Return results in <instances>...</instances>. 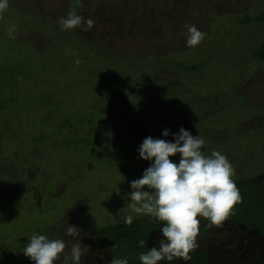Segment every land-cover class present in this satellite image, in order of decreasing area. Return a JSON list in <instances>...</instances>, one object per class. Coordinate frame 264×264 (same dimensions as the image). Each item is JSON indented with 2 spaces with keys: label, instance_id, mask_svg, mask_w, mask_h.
<instances>
[{
  "label": "rangeland",
  "instance_id": "1",
  "mask_svg": "<svg viewBox=\"0 0 264 264\" xmlns=\"http://www.w3.org/2000/svg\"><path fill=\"white\" fill-rule=\"evenodd\" d=\"M70 12L81 25L61 30ZM263 14L264 0H8L0 12V264H33L23 249L34 234L64 240L55 264H72L77 242L79 264L112 260L92 234L148 216L127 197L129 181L150 166L137 152L146 137L171 141L183 127L204 139L203 154L226 156L237 188L263 176L264 61L252 58L264 44ZM187 26L205 34L194 47ZM198 219L205 231L189 259L171 264H189L195 252L210 264H264L248 261L264 252L253 224ZM69 225L78 237L66 234ZM161 238L159 228L148 249Z\"/></svg>",
  "mask_w": 264,
  "mask_h": 264
},
{
  "label": "clouds",
  "instance_id": "2",
  "mask_svg": "<svg viewBox=\"0 0 264 264\" xmlns=\"http://www.w3.org/2000/svg\"><path fill=\"white\" fill-rule=\"evenodd\" d=\"M7 8L8 0H0V12ZM81 21V16L70 12L58 23L61 30H71L80 26ZM92 25V20L86 21L87 29ZM204 36L195 26H187L186 43L189 47L198 45ZM169 135V130L164 129L162 136ZM171 135V141L151 136L143 139L137 152L139 158L148 161L150 166L140 178L129 181L131 191L127 197L133 202L132 210L163 225L158 247L142 252L138 257L140 264H158L161 261L171 264L175 258L187 261L188 253L195 247L200 223L198 217L218 225L241 199L231 178L233 168L225 155L217 151L203 154L204 139L199 135L193 136L183 127ZM177 154L178 163L170 159ZM132 222L133 217L127 216L125 223L131 225ZM80 233L76 226L69 225L66 234L78 237ZM65 246L62 239L34 234L24 247L23 255L33 264H55ZM139 246L146 247V241H139ZM83 254L81 242L74 243L70 250L72 264H79ZM64 259L67 261L68 257ZM110 264H128V259L113 257Z\"/></svg>",
  "mask_w": 264,
  "mask_h": 264
},
{
  "label": "trees",
  "instance_id": "3",
  "mask_svg": "<svg viewBox=\"0 0 264 264\" xmlns=\"http://www.w3.org/2000/svg\"><path fill=\"white\" fill-rule=\"evenodd\" d=\"M262 16L264 17V14ZM262 20V17L258 19V21ZM252 58L264 61V44L254 49ZM197 71V66L191 68V72ZM1 99L2 97L0 96V104H2ZM0 109H2L1 106ZM238 190L241 197L240 201L236 203L238 207H232L228 215L231 218L237 219L242 224H247V226L253 224L259 234L264 237V175L250 182H246ZM159 228H161L160 222L149 216H145L140 220H134L131 225L126 224L121 227L111 226L103 228L97 234L96 232L92 234V240L110 249L113 257L127 258L128 264H140L138 259L139 255L149 250L148 239ZM198 231L203 232L205 228L198 225ZM141 240L146 241V247L142 248L139 246V241ZM110 261H101L100 263L110 264ZM189 264L210 263H206L203 260V255L195 252L192 254Z\"/></svg>",
  "mask_w": 264,
  "mask_h": 264
},
{
  "label": "flooded vegetation",
  "instance_id": "4",
  "mask_svg": "<svg viewBox=\"0 0 264 264\" xmlns=\"http://www.w3.org/2000/svg\"><path fill=\"white\" fill-rule=\"evenodd\" d=\"M261 256H264V252H263V253H258L257 257H256V258H255V257H254V258H251L250 261H252V260L254 261L255 259L258 258V261H259V263H260L262 260H264V258H263V259H260ZM246 260H248V259H246ZM248 261H249V260H248ZM253 261H252V262H253Z\"/></svg>",
  "mask_w": 264,
  "mask_h": 264
}]
</instances>
